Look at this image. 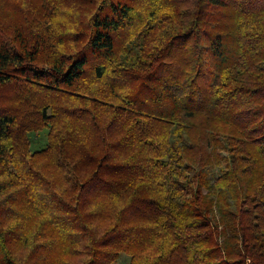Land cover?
<instances>
[{
  "label": "trees",
  "instance_id": "obj_1",
  "mask_svg": "<svg viewBox=\"0 0 264 264\" xmlns=\"http://www.w3.org/2000/svg\"><path fill=\"white\" fill-rule=\"evenodd\" d=\"M123 255L264 264V0H0V264Z\"/></svg>",
  "mask_w": 264,
  "mask_h": 264
},
{
  "label": "rangeland",
  "instance_id": "obj_2",
  "mask_svg": "<svg viewBox=\"0 0 264 264\" xmlns=\"http://www.w3.org/2000/svg\"><path fill=\"white\" fill-rule=\"evenodd\" d=\"M30 150H38L43 148L47 143V129L38 132L29 133ZM128 257L122 256L115 264H127Z\"/></svg>",
  "mask_w": 264,
  "mask_h": 264
}]
</instances>
